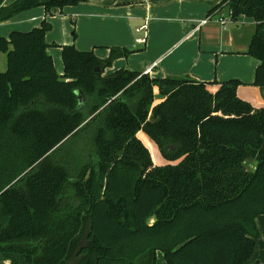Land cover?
I'll return each instance as SVG.
<instances>
[{"label":"trees","instance_id":"trees-1","mask_svg":"<svg viewBox=\"0 0 264 264\" xmlns=\"http://www.w3.org/2000/svg\"><path fill=\"white\" fill-rule=\"evenodd\" d=\"M83 1L0 6V22L45 10L39 26L0 36V264H156L158 251L167 264H243L264 214V107L238 96L236 78L103 74L126 47L101 59L61 45L59 74L46 17ZM224 8L255 21L246 53L264 87V0H220L209 14Z\"/></svg>","mask_w":264,"mask_h":264},{"label":"crops","instance_id":"crops-1","mask_svg":"<svg viewBox=\"0 0 264 264\" xmlns=\"http://www.w3.org/2000/svg\"><path fill=\"white\" fill-rule=\"evenodd\" d=\"M12 1L14 0H0V6ZM219 2L220 0H84L76 5L56 7L53 15L46 17L51 24V29L45 34V41L49 44L47 52L52 57L55 70L61 74V45L73 44L79 50H91L101 59L108 56L112 46L126 47L133 52L127 57L115 59L110 66L104 68L103 74H110L119 68L144 73L146 68L152 67L148 73L152 77L188 76L207 82L236 78L242 82L237 88L238 96L255 108L264 107V87L253 84L259 61L246 53L255 21L239 15L236 20L219 24V16L228 15L227 8L209 14V10ZM93 14L102 19L96 22L88 19ZM180 15L183 18L180 19ZM206 16H209V20L200 24L199 21ZM44 17L43 6L22 11L0 22V36L7 37L12 30L28 31L39 26ZM72 19L77 23L78 30L74 42L68 38L64 43L55 41L54 29H59V23L68 29L67 20L70 22ZM229 23L231 27H228ZM140 38L144 41H139ZM167 38L176 41L163 48ZM52 43L57 46H51ZM183 44L189 46L175 54L177 46ZM54 47L58 50H53ZM188 54L192 57L191 60ZM161 60V66H154ZM4 67L5 63L2 68ZM209 89L215 91L217 85L213 83ZM142 141L150 150L151 145L144 139ZM245 163L246 169H254L253 160H246ZM256 225L260 236L255 241L253 254L243 264L264 262L263 214L256 217ZM156 264H167L160 251L156 255Z\"/></svg>","mask_w":264,"mask_h":264},{"label":"rangeland","instance_id":"rangeland-1","mask_svg":"<svg viewBox=\"0 0 264 264\" xmlns=\"http://www.w3.org/2000/svg\"><path fill=\"white\" fill-rule=\"evenodd\" d=\"M227 11H228V10H227ZM52 15H53V13H52ZM178 17H180V19L183 18L182 15H180V16H178ZM88 19H91V20H93V21L96 22V21L101 20L102 17L99 16V15H95V14H93V15L89 16ZM88 19H87V20H88ZM236 19H237V18H236ZM67 24H68V29H66V28H65L62 24H60V23H59V25H60L59 29H58V30H55V29H54V36H53V39H54L55 41L60 42V43H64V41L66 40V38H68V39H70L71 41L74 42V40H75V36H76V33H77V31H78V30H77V23L75 24V20L72 19V21H70V22L67 20ZM231 26H232L231 23H229V26H228V27H231ZM50 29H51V28H50ZM174 41H176V39H170V40H168V38L165 39V40H164V46H163V48L166 47V46H168V45H170V44H172V43H174ZM189 44H190V43H189ZM189 44H186V45L183 44V45H181L180 47H179V45H178L177 48H176L175 54H176L177 52H179L180 50H184L185 48H187V47L189 46ZM112 47H114V46H112ZM110 48H111V47H110ZM110 48H109V51H110ZM55 49L58 50L57 47H54V48H53V50H55ZM187 56L189 57L190 60L192 59V57H191L189 54H188ZM170 58H171V56H170L168 59H166L165 62H167ZM4 60H5V53L0 52V70L3 69L2 66H3ZM61 62H62V61H61ZM162 62H163V60L159 61L158 63H155L154 66L157 65V66L159 67V66L162 65ZM62 67H63V65L61 66V68H62ZM140 136L144 139V141H146L148 144L151 145V146H150V145H149V146H150V148H151L150 150L152 151V152L150 151V154H151V156H152L153 163H154V164H157V165L164 166V165L167 163V160H165V159L159 154L156 145H155V144L149 139V137H148L145 133L140 132ZM173 163H176V162H173ZM254 163H255V162H254ZM244 165H246L245 162H244ZM249 168H251V167H249ZM249 168H248V169H249ZM250 170H251V169H250ZM263 216H264V214H263ZM152 219H153V217L150 216V217L148 218V221L151 222ZM262 232H263V235H264V230H263ZM161 254H162V252H161ZM1 264H10V263H9V261H2Z\"/></svg>","mask_w":264,"mask_h":264},{"label":"built area","instance_id":"built-area-1","mask_svg":"<svg viewBox=\"0 0 264 264\" xmlns=\"http://www.w3.org/2000/svg\"><path fill=\"white\" fill-rule=\"evenodd\" d=\"M209 20V16H206L205 18H202L200 21H199V23L200 24H205L207 21ZM231 20V18L229 17V15H227V16H225V17H223V16H219V18H218V20H217V22L219 23V24H221V25H224L226 22H228V21H230ZM139 41H144V39L142 38H140V39H138ZM151 68L152 67H148V68H146L145 69V71H144V73H149V71L151 70Z\"/></svg>","mask_w":264,"mask_h":264},{"label":"water","instance_id":"water-1","mask_svg":"<svg viewBox=\"0 0 264 264\" xmlns=\"http://www.w3.org/2000/svg\"><path fill=\"white\" fill-rule=\"evenodd\" d=\"M95 70L98 71L99 70V67H96Z\"/></svg>","mask_w":264,"mask_h":264}]
</instances>
